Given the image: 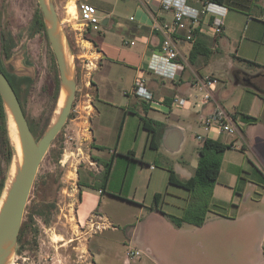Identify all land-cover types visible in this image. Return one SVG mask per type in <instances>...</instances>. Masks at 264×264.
Wrapping results in <instances>:
<instances>
[{
  "label": "crops",
  "instance_id": "crops-1",
  "mask_svg": "<svg viewBox=\"0 0 264 264\" xmlns=\"http://www.w3.org/2000/svg\"><path fill=\"white\" fill-rule=\"evenodd\" d=\"M207 2L209 0H189V5L202 9ZM240 2L242 9L228 8L222 35L216 38L196 35L192 42L187 40V31L176 39L180 61L186 67L176 80L160 77L148 69L151 56L161 47L160 34L152 30L154 18L171 20V13L159 10L158 5L149 0H114L107 11L97 7L101 15H108L103 21L104 27L115 32L117 38L114 36L105 47L91 42L93 47L88 53L97 63L88 73L94 97L89 118L91 156L101 161L113 158L105 190L100 185H80L78 222L88 226L96 218L99 225L97 230L100 231L89 236L86 247L96 264H99L98 257L105 258L112 246L110 240L100 236L120 230L107 214L88 211L83 206L85 188L98 189L101 198L109 203L127 202L139 208L141 214L148 211L145 223H154L149 239L142 225L124 231L125 244L131 247L125 264H132L127 263V255L138 250L131 246L136 244L155 256L163 254V248L164 252L170 248V257L176 264H264V178H252L256 168L252 158L264 168V89L258 90L252 83L264 80V0ZM126 41L136 44L127 46ZM250 68L256 70L255 74L248 71ZM232 74L233 91L224 80L225 75ZM207 76L217 78L219 83L211 103L202 104V94L193 82ZM138 77L145 78L156 100L163 104L161 107L152 108L141 99L126 95L132 91ZM176 97L186 99V106L173 108ZM95 100H101L100 106H96ZM217 105L233 116L237 132L233 137L216 132L208 136L210 140L232 147L222 157L205 225L198 228L185 224L178 228L168 216L183 215L189 193L181 196L170 192V187L176 186L169 183L168 168L181 180L194 176L204 146L197 135L206 134L200 122ZM250 118L258 122H248L245 126L244 122ZM146 121L163 126L158 150L150 146ZM151 128L157 129L154 124ZM121 158L127 160L123 170ZM256 169L260 172V168ZM103 170L104 166L99 164V172ZM249 191H257L260 196L251 204ZM156 195H161L158 203ZM152 239L158 242L154 245Z\"/></svg>",
  "mask_w": 264,
  "mask_h": 264
},
{
  "label": "rangeland",
  "instance_id": "rangeland-1",
  "mask_svg": "<svg viewBox=\"0 0 264 264\" xmlns=\"http://www.w3.org/2000/svg\"><path fill=\"white\" fill-rule=\"evenodd\" d=\"M49 1L54 5L61 33L69 54L73 57V80L76 82L77 91L69 119L39 167L26 207L19 240L8 262L9 264H96L86 247L89 236L100 231L97 230L99 225L95 218L93 219L95 226L92 224L81 226L77 214L80 183L90 186L101 184L99 163L91 156L89 118L90 104L94 97L89 85V71L87 72L85 68L87 64L85 59H89L88 53L93 47L91 42L95 41L105 47L107 42L113 41L115 32L104 26L99 32L88 30L82 26L78 14L75 18L69 14L68 9L75 4L79 13L80 5L89 3L96 8L101 6L107 11L112 8L114 0ZM41 20L44 21V18L37 0H0V64L8 73L29 79L19 86L18 92L23 111L37 142L56 122L62 92L56 58L47 30H44L40 24ZM248 71L252 74L256 72L254 68ZM224 80L233 91L235 89L233 74L230 77L225 75ZM95 104L100 106L101 100H95ZM10 120L9 113L5 121L0 114V184L6 178V188L17 162V150L12 138ZM244 124L247 126L248 122ZM121 159V170H123L127 160ZM252 159L256 168H260V172L254 169L252 178H264L263 165L255 158ZM175 162L171 165L174 166ZM120 173L119 170L118 179ZM5 191L0 194V200ZM170 192L181 196L187 195V191L177 187H170ZM249 192H251L250 204L253 203L251 201L260 198L257 191ZM247 195L248 193L244 199ZM83 206L88 208V211L107 214L120 230L106 232L100 236L110 240L112 246L108 254L104 255L105 258L98 257L99 264H125L127 251L131 248L125 244L127 238L124 231L127 228L142 225L145 227L143 228L145 237L149 239L152 236L154 223H145L148 211L141 214L139 208L130 206L127 202L109 203L101 198L98 189H84ZM156 242H158L156 239H152L151 243L155 245ZM131 246L142 253V258L132 264H176L170 257V248H167L166 252L163 248V254L157 253L156 257L140 244Z\"/></svg>",
  "mask_w": 264,
  "mask_h": 264
},
{
  "label": "built area",
  "instance_id": "built-area-1",
  "mask_svg": "<svg viewBox=\"0 0 264 264\" xmlns=\"http://www.w3.org/2000/svg\"><path fill=\"white\" fill-rule=\"evenodd\" d=\"M158 5V9L171 13V20H160L154 18L152 30L161 36V47L157 53L151 56L148 69L156 73V75L171 80H176L181 72L186 70L185 65L180 61V53L176 46V39L183 33L189 32L187 40L194 41L196 35L208 36L216 38L225 31V17L228 8L224 5L213 4L207 2L202 9L192 8L189 0H149ZM82 26L93 32H99L104 26L103 21L108 19V15H101L98 9L88 3L81 4L78 13ZM135 20V17L132 18ZM128 46H134L135 41H126ZM87 64L85 68L92 71L97 67L96 60L85 59ZM219 81L217 78L207 76L196 78L193 86L202 94V104H209L213 100V92ZM90 85V84H89ZM150 107L155 108L162 106L160 101L156 100L154 93L148 87L145 78L138 77L135 80L134 87L130 93ZM188 101L186 99L176 97L173 100L172 107H185ZM200 127L205 131V135L198 134L197 139L203 145L208 136H212L213 132L218 135H236L237 127L233 116L226 111L221 105H217L215 110L200 122ZM232 146V145H231ZM91 224L95 226V222L91 220ZM142 258L139 250L131 251L127 255V263H131Z\"/></svg>",
  "mask_w": 264,
  "mask_h": 264
},
{
  "label": "water",
  "instance_id": "water-1",
  "mask_svg": "<svg viewBox=\"0 0 264 264\" xmlns=\"http://www.w3.org/2000/svg\"><path fill=\"white\" fill-rule=\"evenodd\" d=\"M46 25L61 81V91L69 93L68 101L43 138L37 142L23 111L21 102L5 73L0 68V96L7 114H12L19 129L24 151V163L8 189L7 197L0 212V264H9L8 258L15 251L23 225L26 207L39 170L71 114L77 86L70 75L63 48V35L54 5L49 0H37ZM255 87V86H254ZM260 90L259 88H256ZM11 112V113H10Z\"/></svg>",
  "mask_w": 264,
  "mask_h": 264
},
{
  "label": "trees",
  "instance_id": "trees-1",
  "mask_svg": "<svg viewBox=\"0 0 264 264\" xmlns=\"http://www.w3.org/2000/svg\"><path fill=\"white\" fill-rule=\"evenodd\" d=\"M209 2L213 4L224 5L227 8H236V9H242V5H243L240 2V0H209ZM40 24L44 30H47L43 20L40 21ZM93 42L94 44H96L95 41ZM199 42H200L199 40L196 42V46H195L196 48ZM0 68L5 73L6 77L8 78L9 82L11 83L13 89L15 90L19 98V92H18L19 86L24 81H27L29 79L20 78L15 76L14 74L8 73L2 67L1 64H0ZM0 114L3 120L5 121L7 114L1 96H0ZM246 121L249 123H255L258 122V119L250 118V119H246ZM152 124L156 125L157 129L151 128ZM145 126L149 130L150 146L153 149L158 150L160 147V138H161V131L163 126L158 125L157 123H152L150 121H146ZM231 147H232L231 145L227 146L218 141L207 140L200 151V160H199L198 168L194 176L189 180H181L176 174V172L172 168H169L170 185L184 189L189 193V197L187 199V205L184 209L183 215L181 217L168 216L171 222L176 227L181 228L185 224H189L201 228L205 225L208 212L210 211V207L213 203V190L220 174L222 157L224 153ZM96 161L104 166V170L101 173V177H99V179H101V184L99 185L103 190H105L113 167V158H111L108 161H101L98 159H96ZM80 185L84 187H93L90 186L89 184L80 183ZM5 189H6V178L1 181L0 194H2L5 191ZM160 198L161 195L155 196V200L157 203Z\"/></svg>",
  "mask_w": 264,
  "mask_h": 264
},
{
  "label": "bare ground",
  "instance_id": "bare-ground-1",
  "mask_svg": "<svg viewBox=\"0 0 264 264\" xmlns=\"http://www.w3.org/2000/svg\"><path fill=\"white\" fill-rule=\"evenodd\" d=\"M68 10H69V14L76 18L77 14H78V10H77L76 5L74 4ZM62 43H63V48H64L63 50H64L65 59H66V65H67V68H68L70 75L72 76V74H73V57L69 54V51L67 49L64 38H63ZM68 98H69V93L66 90H62L61 96L59 99L57 115H59L61 109L63 107H65V105L68 101ZM10 119H11L10 120V127H11V132H12V138H13V141L15 143L16 150H17V162H16L15 167L13 169V173L10 177V181L8 182L6 191L0 200V212L3 208L4 203H5L7 193H8V189L10 188L12 182L14 181V179L16 177L17 169L22 167V165L24 163V151H23V146H22V142H21V138H20L19 129L17 127V124H16L12 114H10Z\"/></svg>",
  "mask_w": 264,
  "mask_h": 264
},
{
  "label": "flooded vegetation",
  "instance_id": "flooded-vegetation-1",
  "mask_svg": "<svg viewBox=\"0 0 264 264\" xmlns=\"http://www.w3.org/2000/svg\"><path fill=\"white\" fill-rule=\"evenodd\" d=\"M253 83V85L255 86V87H257V88H262V89H264V80H256V81H254V82H252Z\"/></svg>",
  "mask_w": 264,
  "mask_h": 264
}]
</instances>
